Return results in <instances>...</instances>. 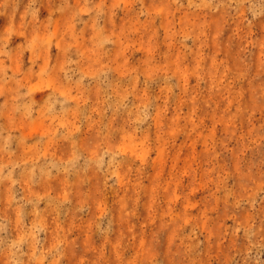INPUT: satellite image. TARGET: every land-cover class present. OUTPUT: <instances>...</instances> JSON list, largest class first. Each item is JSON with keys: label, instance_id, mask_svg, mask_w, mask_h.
I'll return each mask as SVG.
<instances>
[{"label": "rangeland", "instance_id": "1", "mask_svg": "<svg viewBox=\"0 0 264 264\" xmlns=\"http://www.w3.org/2000/svg\"><path fill=\"white\" fill-rule=\"evenodd\" d=\"M0 264H264V0H0Z\"/></svg>", "mask_w": 264, "mask_h": 264}]
</instances>
